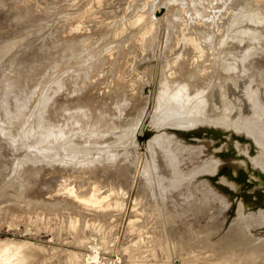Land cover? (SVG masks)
<instances>
[{
    "label": "rangeland",
    "instance_id": "374dc122",
    "mask_svg": "<svg viewBox=\"0 0 264 264\" xmlns=\"http://www.w3.org/2000/svg\"><path fill=\"white\" fill-rule=\"evenodd\" d=\"M232 1L2 2L0 260L5 263L8 257V264L17 262V257L18 264H192L193 257L205 254L206 261L213 264L216 257H221L217 253L215 260L211 259L220 250V240L239 226L238 214L264 215V148L247 131L246 123L256 120L264 131V0H237L236 5ZM256 12L260 16L253 14ZM222 22L228 23L222 37L228 45L239 26L257 31L261 35L259 44L243 37L224 50L221 36L219 40L217 36ZM71 42L82 57L78 60L77 53L71 56L66 52L57 57L54 67L49 64ZM80 49L86 52L82 54ZM89 55L94 60L89 61ZM245 57L251 58L246 64ZM232 66L235 68L230 70ZM61 79L65 93H72L65 94L64 102L74 103L79 125L70 131L73 135L68 132L65 136L74 139L64 138L66 148H104L96 151L100 155L89 151L83 156L81 149L75 154L74 147L69 149L72 153L67 149L50 152L45 147L51 140L40 143L36 135L43 130L32 135L33 125L41 119V99L47 91L48 100L51 95L54 98L55 85ZM186 83L190 94L203 92L204 107L193 113L197 119V113L201 117L190 125L172 126L167 124L169 116H165L159 98L164 88L170 92ZM171 104L172 100L164 102V111ZM46 117L49 119V114ZM78 131L83 138L80 132V139L75 135ZM163 136L170 137L169 142L178 145V150L182 147L180 155L176 151V168H172L175 160L170 161L172 157L165 151ZM90 142L97 147L92 149ZM209 164L211 169L205 170ZM18 168L23 169L22 174ZM14 177H19L17 183ZM8 182L15 184L9 186ZM200 185L204 189L198 191ZM161 186L166 192L179 189L171 198L177 207L171 224L164 220ZM19 189H26L20 195L27 196L31 203L21 202V196L13 201ZM191 192L198 199L203 196L207 208L189 217L180 207ZM246 229L244 237L240 234L233 244L224 247L226 252L233 246L247 250L257 242L264 245V224ZM194 230L195 241L190 235ZM160 238L166 245L162 250ZM215 242L220 245L213 246ZM176 246L180 251H174ZM33 247L34 254L41 248L36 254L42 252L40 259L31 256ZM179 252L185 257L178 256ZM192 253L195 256L188 258ZM235 259L243 264L240 258ZM218 260L214 264H219ZM226 261L220 264H234Z\"/></svg>",
    "mask_w": 264,
    "mask_h": 264
},
{
    "label": "bare ground",
    "instance_id": "6f19581e",
    "mask_svg": "<svg viewBox=\"0 0 264 264\" xmlns=\"http://www.w3.org/2000/svg\"><path fill=\"white\" fill-rule=\"evenodd\" d=\"M6 0H4V1H0V5L3 7L4 5H3V3L2 2H5ZM8 1V0H7ZM237 0H233L232 2H233V4H238L239 3V1L238 2H236ZM7 3L8 2H5V4L7 5ZM20 15H21V13H19ZM18 14V15H19ZM25 14H27V13H25ZM25 14L23 13V15L25 16ZM255 16L256 15H258V16H260V13H258V12H256V13H253ZM253 15V17H255ZM264 16V15H263ZM21 19H24V17L22 18V17H20ZM14 19H15V16H14ZM16 20V19H15ZM18 20H20V19H18ZM17 20V21H18ZM250 21H252L251 19H250ZM252 24H254V23H252ZM227 27H228V23H226V22H222V23H220L219 25H218V28H217V36H218V40L220 39V36H221V39H220V47H224V50H228L229 48H231V44H233V42L232 41H234L235 39H240V38H243V37H246V38H251L253 41H256V46L259 44V39H260V37H261V35L257 32V31H255V30H251L250 28H243L242 26H239L238 27V29H237V32L231 37L233 40L232 41H230V44L228 45L225 41V39L223 40V36H225L226 35V33H227ZM59 43V42H58ZM69 43V42H68ZM67 43V44H68ZM77 43V42H76ZM61 44H63V43H61ZM61 44H58V45H61ZM65 44V46H61L62 47V49H60L59 50V52H57L58 51V49H56L57 51V55H56V57H54V58H52V55H50L49 56V58H52L51 59V61L49 60V64L50 63H52V66L54 67L55 65L54 64H58V58L57 57H61L62 55H64L63 53H66V52H69L70 54H71V56H77V55H75L78 51L76 50V44L73 42H71L70 44ZM60 47V46H59ZM106 48H108V47H106ZM105 48V49H106ZM83 50V49H82ZM81 49H80V53H82V52H84V51H82ZM75 51H77V52H75ZM105 51V50H104ZM86 52V51H85ZM101 52V51H100ZM103 52V51H102ZM261 52V51H260ZM260 52H258V53H260ZM99 53V52H98ZM78 54V53H77ZM83 54V53H82ZM85 54V53H84ZM81 54H78V56H80ZM261 55H264V53L263 52H261ZM261 55H259V56H261ZM254 56V55H253ZM253 56H251V58L253 59ZM82 56H80V57H78V60H79V58H81ZM93 57V56H92ZM90 55H89V61H91V59L92 60H94L93 58H92ZM250 57V56H249ZM249 57H245L246 59L245 60H247L246 62H245V64L248 62V60L250 59L251 60V58H249ZM262 57V56H261ZM57 58V59H56ZM76 58V57H75ZM87 58V57H86ZM85 58V59H86ZM94 58H95V56H94ZM247 58H249V59H247ZM88 59V58H87ZM85 60V62L86 61H88V60ZM256 59V58H255ZM76 61H77V59H75ZM84 60V59H83ZM259 60V59H258ZM262 60V59H261ZM80 61H82V60H80ZM79 61V62H80ZM88 61V62H89ZM241 61V60H240ZM252 61V62H251ZM250 62L253 64V61H254V59L253 60H251ZM255 61H257V60H255ZM249 62V64H251ZM260 62V61H259ZM263 62V61H262ZM264 63V62H263ZM86 64V66L89 68V65H90V63H85ZM256 64V63H255ZM252 67L253 66H255L254 64L253 65H251ZM56 68V67H55ZM86 68V67H85ZM233 68H235V66H232V67H230V70H233ZM256 69H257V66L255 67ZM260 68H258V70H259ZM241 70H243V69H241ZM261 70H262V68H261ZM264 70V69H263ZM83 71V70H82ZM81 71V72H82ZM84 71H85V69H84ZM83 71V72H84ZM89 71V70H88ZM244 71V70H243ZM257 71V70H256ZM255 71V72H256ZM260 71V70H259ZM244 72H246V71H244ZM263 72V71H262ZM262 72H260V73H262ZM85 73V72H84ZM257 73V72H256ZM264 73V72H263ZM263 73H262V76H263ZM62 77V76H61ZM63 78H64V76H63ZM61 81H62V79L61 80H58V83H57V85H55V87L57 88V92H56V95H55V97L54 98H52L54 95H51L52 97H51V99H49L48 100V92L49 91H47L46 92V94L43 96V98L41 99V106H40V108H39V110H40V112H41V116H40V122H39V124L37 125V124H35V125H33L34 126V130L35 131H33L32 132V135L38 130V129H41V130H43L42 132H40L39 131V133H37L36 135L38 136L37 138L40 140V143L41 142H48V141H50L51 140V143H50V145H48L47 147H45V150H48V151H50V152H59V151H62L63 149L65 150V149H67L66 147H67V145H66V142L64 141V138H66L67 137V134H68V132H70L72 129H74L77 125H78V121H77V118H76V111H75V107L73 106V104L72 103H70V102H64V100H66V99H64L65 97H67V96H69V95H71L72 93H70V94H68L67 92V96H65V91H64V88H63V85H62V83H64L63 81H62V83H61ZM163 81H164V79H163ZM162 82V81H161ZM73 84V83H72ZM70 85V86H72L73 87V85ZM75 85L77 84V82L76 83H74ZM67 84H65L64 86H66ZM160 85H162V84H160ZM68 86V85H67ZM70 86H68V88L70 87ZM166 86V85H165ZM74 87H76V89H77V86H74ZM161 87V86H160ZM72 89V88H71ZM71 89H69V90H71ZM75 89V88H74ZM165 89V88H164ZM163 89V91L164 92H162V89H161V92H162V95H160V98H159V101H160V103H162L161 104V106L163 107V112H165L164 114H166L165 116H169V118H168V123L167 124H170V125H177V126H183V125H185V124H188V125H190V124H193L194 122H196V117H195V115L196 114H193V113H195V111L194 110H197L198 111V108L200 107V109H201V106H202V109H203V107H204V104H202V100H201V98H202V95H203V92H194L193 94L191 93L190 94V91H189V89H188V84L186 83V84H183L182 86H180V87H177V88H173L170 92H167L168 90L167 89H165L164 90ZM65 90H66V88H65ZM73 92V91H72ZM77 92V91H76ZM161 92H159L160 94H161ZM75 92H73V94H74ZM159 95V94H158ZM158 99V98H157ZM197 99V100H196ZM198 99H200V101L198 100ZM169 100H172V102H173V105L171 104V106H167V110L166 111H164V107H165V105H163V103L164 102H166V103H168V101ZM72 102V101H71ZM256 102V101H255ZM70 103V104H69ZM77 103V102H76ZM75 103V104H76ZM259 103V102H258ZM159 104V103H158ZM256 104V103H255ZM77 105H79V103L77 104ZM81 105V104H80ZM79 105V106H80ZM83 105V107H84V104H82ZM81 105V106H82ZM261 105V104H260ZM256 106H259V104L258 105H255V108H256ZM262 106V105H261ZM82 107V108H83ZM120 107H122V108H124L123 106H120ZM126 107V106H125ZM263 107V106H262ZM261 107V108H262ZM85 108H87V107H85ZM119 108V107H118ZM117 108V110L119 111V109ZM78 109V108H77ZM160 109V112H161V109L162 108H159ZM166 109V108H165ZM258 109H259V107H258ZM257 109V110H258ZM80 110V109H79ZM116 110V109H115ZM123 110V109H122ZM261 110V109H260ZM81 111H83V109L81 110ZM121 111V110H120ZM199 111H201V110H199ZM259 111V110H258ZM158 112H159V110H157V113L156 114H158ZM261 112V111H260ZM197 113V112H196ZM262 113V112H261ZM49 114V119H47V117H46V115H48ZM60 114H62V115H60ZM159 114H161V113H159ZM163 114V113H162ZM199 113H197V116L200 118L201 116H199L198 115ZM157 116V118L160 116V115H156ZM60 117L61 118H63L61 121H60ZM160 118V117H159ZM198 118V119H199ZM197 119V120H198ZM164 120V118H160V121H163ZM254 121H256V120H253V122L252 123H249V122H246V123H248L247 124V131L248 132H250L253 136H254V138L257 140V142L259 143V144H261L262 146H263V148H264V131L262 130V128H261V125L259 124V122L257 123V122H254ZM162 123H166V122H162ZM79 126V125H78ZM77 126V127H78ZM79 129V128H78ZM77 129V130H78ZM91 129V128H90ZM88 131H90L89 129H88ZM79 132H80V135L82 136V138H83V136L84 135H82L81 134V131H78V133H76L75 134V132H74V134L75 135H79ZM83 133V132H82ZM129 133V132H128ZM128 133L125 135V136H127L128 135ZM30 134H31V132H30ZM70 134L71 135H73V133H71L70 132ZM87 134H88V132H87ZM70 135V136H71ZM74 135V136H75ZM77 135V137L79 138V136ZM86 135V134H85ZM100 135V134H99ZM122 135V134H121ZM66 136V137H65ZM81 136H80V138H81ZM89 136H90V134H89ZM97 135L95 134L94 136H91V137H93V138H95ZM123 136V135H122ZM72 137V136H71ZM69 138V139H72V140H74L73 138ZM87 137V139H88V135L86 136ZM164 137V136H163ZM77 138V139H78ZM79 138V139H80ZM165 138V137H164ZM164 138H163V141H165V147H166V150L165 151H167L168 152V156H170L169 158H171V160L170 161H174L175 160V163H174V165H175V167H172V168H176V162H177V158H176V156H177V154L179 153V150L182 148V147H180V149L178 150V145L175 147V146H173L172 144V142L170 141L169 142V138L170 137H167V139L165 138V140H164ZM61 139L65 142V145L66 146H64V142L63 141H61ZM68 141H69V139L68 138H66ZM65 139V140H66ZM75 139H76V137H75ZM91 139V138H90ZM66 140V141H67ZM83 140V142H84V140L85 139H82ZM89 140V139H88ZM171 140V139H170ZM67 141V142H68ZM85 141H87V140H85ZM159 141H162V139L161 140H159ZM162 141V142H163ZM62 142V143H61ZM71 142V141H70ZM127 142V140L126 141H124L123 143L125 144ZM91 143V142H90ZM161 143V142H160ZM164 143V142H163ZM163 143H161V144H163ZM93 144V146L91 147L92 149H94V142L93 143H91V145ZM158 144H159V142H158ZM176 143H174V145H175ZM157 145V144H156ZM160 145V144H159ZM86 146H88V145H86ZM99 146V145H98ZM102 146H104V145H102ZM149 147H150V145H148ZM164 146V145H163ZM163 146L161 145V147H162V149H163ZM180 146V145H179ZM70 147L71 148H77L76 146H73L72 147V145H70L69 147H68V149L67 150H69L70 149ZM79 147V146H78ZM83 147V146H82ZM89 147V146H88ZM97 147V146H96ZM95 147V148H96ZM178 147V148H177ZM188 147V146H187ZM99 148H101V147H99ZM98 148V149H99ZM184 148V147H183ZM188 148H190V147H188ZM187 148V149H188ZM78 149H81L82 150V148H77V149H70L73 153H75L74 151L76 150L78 153H79V150ZM87 147H86V150L83 148V150H84V154H83V150H82V154H83V156H85V155H88V154H86L85 152H89V151H91L90 149L87 151ZM98 149L96 150L95 149V151L94 150H92L91 152L92 153H97L98 154ZM102 149V148H101ZM104 149V148H103ZM102 149V150H103ZM187 149H186V151H187ZM64 150H63V152H64ZM68 151V152H71V151ZM100 150V149H99ZM106 150H108V149H106ZM160 150H161V148H160ZM96 151H98V152H96ZM101 151V150H100ZM176 151H178V153L176 152ZM181 151H183V150H181ZM67 152V151H66ZM71 152V153H72ZM76 152V153H77ZM75 153V154H76ZM91 153V154H92ZM94 153V154H95ZM100 153V152H99ZM107 153V152H106ZM177 153V154H176ZM80 154V153H79ZM90 154V153H89ZM90 154V155H91ZM181 154V152L179 153V155ZM89 155V156H90ZM98 155H100V154H98ZM164 155V154H163ZM166 156H164L163 157V159H165L166 160V158H165ZM175 157V159H173ZM107 158V157H106ZM169 158H168V161H169ZM90 159V158H89ZM93 159V158H92ZM87 161V160H86ZM262 161V160H261ZM88 162V161H87ZM262 162H264V160L262 161ZM80 163V162H79ZM78 163V164H79ZM86 163V162H85ZM81 164V163H80ZM171 165H173V162L172 163H170ZM19 167H21V166H19ZM204 167V166H203ZM209 168L211 169V167H210V164L208 165V166H206L205 165V170H209ZM19 169V168H18ZM17 169V170H18ZM21 169V168H20ZM19 169V173L20 174H22V170L23 169H21L20 170ZM201 171V170H200ZM201 173V172H200ZM189 174H190V172H189ZM16 180L14 181L15 183H17L16 181L19 179V177H14ZM159 179V178H158ZM14 180V179H13ZM156 180H157V178H156ZM161 180V182H163L162 180L163 179H160ZM11 181H12V179H11ZM159 181V180H158ZM14 182H11V184L13 183V184H15ZM9 184V186H11V184H10V182H8ZM173 183V182H172ZM161 184V183H160ZM24 185V187L26 186V181H23V184H22V186ZM176 185V184H175ZM14 186H16V185H14ZM184 186V185H183ZM199 186V185H198ZM159 187H160V185H159ZM175 187V186H174ZM173 187V188H174ZM179 187V186H178ZM178 187H177V189H178ZM185 187V186H184ZM15 188V187H14ZM198 188V187H197ZM203 187H201V185H200V187L198 188V191H199V189H202ZM161 189H162V191H161V195H160V197L162 198V201H163V203H162V201H161V203H162V205L164 206L165 205V207H164V216H165V218L166 219H164L167 223L169 222L170 224L173 222V217H174V214L176 213V211H177V207L172 203L173 201L171 200V198H172V194L173 195H175V191H178V190H176V187L172 190L173 192H166L165 191V189L161 186ZM164 189V190H163ZM204 189V188H203ZM194 190V189H193ZM14 191H16V190H14ZM26 191V189H24V190H21V189H19L18 190V192H16L17 194H18V196L17 197H13L12 199H13V201L15 200V201H17V199L19 200V197L22 195V193H24ZM165 191V192H164ZM197 191V190H196ZM195 191V192H196ZM72 192V191H71ZM204 192V191H203ZM202 192V193H203ZM178 193H179V191L177 192V195H178ZM192 193V192H191ZM196 193H199V192H196ZM21 194V195H20ZM204 194V193H203ZM24 195V194H23ZM199 195H200V193H199ZM198 195V196H199ZM205 195V194H204ZM21 197H23L24 198V196H21ZM204 197H206V196H204ZM26 198V199H25ZM24 199H22V198H20L21 199V202H24V203H26V201L28 202V200H29V198L26 196ZM27 198H28V200H27ZM199 197H197V194H194V193H192V194H189V195H187V196H185L184 197V201H185V204H184V207H180V208H182V210L185 212V213H187V214H189V217L190 216H193V215H195L194 213H197V212H202V211H204L203 209H206L207 208V205H206V202L204 201V200H201L202 198H203V196H202V198L201 199H198ZM7 200L9 199V197L8 198H6ZM205 199V198H204ZM24 200H26V201H24ZM35 200V199H34ZM33 200V201H34ZM205 200H207V202H208V197H207V199H205ZM12 201V202H13ZM30 201L32 202V200L30 199ZM223 201V200H222ZM19 202V201H18ZM31 202H28V203H31ZM224 202V201H223ZM222 202V203H223ZM14 203V204H13ZM13 203H11L12 205H15L16 203L15 202H13ZM27 203V204H28ZM219 203H221V202H219ZM49 204V203H48ZM52 204H54V203H52ZM56 205H58V204H56ZM162 205H161V208H163L162 207ZM179 205V204H178ZM225 205V204H224ZM223 205V206H224ZM50 206V205H49ZM222 206V207H223ZM226 206H228V205H226ZM225 206V207H226ZM239 206V205H238ZM206 207V208H205ZM220 207V206H219ZM224 208V207H223ZM242 210V209H241ZM256 211V210H255ZM251 212V211H250ZM253 212V211H252ZM261 212V211H260ZM258 213V212H257ZM262 214V213H261ZM261 214H254V215H250V216H243L242 214H238V215H240V218H239V226H237V227H234V228H232L233 230H232V233L231 232H229L230 234H226L227 236L223 239V240H220V241H222V242H220L221 243V245H220V243L218 244V242H215V244H213V246L214 245H216V244H218V245H220L221 247L219 248L220 250L219 251H215V255H214V253L212 254V256H211V254H210V256L212 257L211 259H214L213 258V256L214 257H216L217 255V253H219V255L221 256V257H216V259L218 260V258L220 259V258H222V260L223 261H225L226 259H227V261L226 262H229L230 260L232 261V262H234V264H235V260H236V262L238 263V264H240L239 262H238V260L237 259H235L236 257H238V258H240V262H241V260H243V264H244V261H245V263L247 262V264H260L258 261L260 260V262H261V264H264V245L263 246H261V245H259V242H257V244L256 245H258V246H256V245H251V248H248L247 250L246 249H242L243 248V246L241 247V246H239V248L241 247V249H239V248H237V247H235V246H233L232 247V251H230L229 252V249H228V252H226L225 251V248L224 247H226V245H231V244H233V242L238 238V236L241 234L242 236L244 235V233H245V230H247L246 228H249L250 226L252 227V228H254V227H257V226H262L263 224H264V215H261ZM247 215V214H246ZM163 217V216H162ZM189 217H187L186 218V220H188L189 222H190V218ZM195 217V216H194ZM238 217V216H237ZM191 219H192V217H191ZM163 220V221H164ZM193 220V219H192ZM159 222V221H158ZM165 222V223H166ZM166 223V224H167ZM156 224H157V222H156ZM233 224V223H232ZM167 225H169V224H167ZM234 225V224H233ZM235 226V225H234ZM158 228H159V224H158V226H157ZM157 229V228H156ZM205 230H207V229H205ZM205 230H204V233H205ZM160 231V230H159ZM158 230H157V232H159ZM196 230H194L192 233H190V235H191V238H192V236H194V241L195 240H197L196 239V237H195V235H197V234H195L194 232H195ZM202 231V230H201ZM201 231H199L200 232V234L201 233H203V232H201ZM211 231V230H210ZM228 231V230H227ZM196 233H198V231L196 232ZM207 233V232H206ZM210 233V232H209ZM80 234V233H79ZM202 235V234H201ZM251 235V234H250ZM242 236H241V238H242ZM76 237V236H75ZM79 237V236H78ZM198 237H199V235H198ZM201 237V236H200ZM244 237V236H243ZM248 237H250V236H248ZM240 238V239H241ZM78 239V238H77ZM76 239V240H77ZM219 239H222V238H219ZM219 239H218V241H219ZM251 239V238H250ZM252 239H254V238H252ZM160 240H161V238L159 239V244H160ZM243 240V239H242ZM162 241L163 240H161V244H162ZM257 241V240H256ZM238 242V241H237ZM236 242V243H237ZM240 242V241H239ZM242 242V241H241ZM244 242H245V240H244ZM6 243V242H5ZM235 243V244H236ZM18 244V243H17ZM24 244V243H23ZM160 244V248L161 247H166V245H165V243H164V241H163V245H165V246H163V245H161ZM262 244V243H261ZM13 245H15V243H12V246ZM18 245H21V243L20 244H18ZM29 245H31V244H28V246ZM242 245H244V244H242ZM3 246H5V245H3ZM7 246H10V243L7 245ZM22 247H23V245H21ZM20 246V247H21ZM25 246H27V244L25 245ZM212 246V247H213ZM228 246V247H229ZM247 246V245H246ZM1 247V246H0ZM6 247V246H5ZM4 247V251L6 250V248ZM11 247V246H10ZM15 247V246H14ZM14 247H12V248H14ZM17 247V246H16ZM31 247V246H30ZM210 247V246H209ZM208 247V248H209ZM211 247V248H212ZM227 247V248H228ZM237 248V249H235V248ZM248 247V246H247ZM2 248V247H1ZM0 248V249H1ZM36 246H35V249H34V247L31 249V253H30V251H29V249L27 250L30 254H31V256L33 257V258H35V256H36V258L37 259H40L39 257V255L42 253L41 251V253L37 256L36 254H37V252L39 253V250L41 249H39L38 251H36V254H34L35 252H32L33 251V249H34V251L36 250ZM159 248V249H160ZM207 248V249H208ZM223 248H224V250H223ZM234 248V249H233ZM3 249V248H2ZM1 249V250H2ZM17 249V248H16ZM176 249V250H175ZM205 249V248H204ZM214 249V248H213ZM222 249V250H221ZM0 250V251H1ZM160 250H162V248L160 249ZM164 250H165V248H164ZM163 250V251H164ZM206 250V249H205ZM204 250V251H205ZM24 251V249H22V251L20 252V254L22 253ZM42 251H44V249L42 250ZM166 251V250H165ZM174 251H180L179 250V248H178V246H176L175 248H174ZM208 250H206V252H207ZM6 252H8V251H6ZM28 252H26L27 254H28ZM4 254H5V252H3ZM2 253V254H3ZM16 253L17 252H15L14 253V257L16 258ZM18 253H19V251H18ZM18 253H17V256H18ZM45 253H46V251H45ZM45 253H43L44 254V256H46L45 255ZM163 253H165V252H163ZM167 253V252H166ZM180 253V254H179ZM179 253H177L178 254V256H184L183 254L184 253H182L181 254V252H179ZM207 253H209V252H207ZM206 253V254H207ZM8 254V253H7ZM6 254V255H7ZM10 254V253H9ZM24 254H25V252H24ZM29 254V255H30ZM33 254V255H32ZM188 254V253H187ZM1 255V254H0ZM22 255V254H21ZM28 255V256H29ZM35 255V256H34ZM168 255V254H167ZM208 255V254H207ZM7 256H9V255H7ZM12 256V255H11ZM10 256V257H11ZM24 256V255H23ZM22 256V257H23ZM30 256V257H31ZM42 256V255H41ZM43 256V257H44ZM189 256V257H188ZM186 255V258L188 257V258H192L193 256H195L193 253L191 254V255ZM203 256H205V254L204 255H202V256H198L199 257V259H198V257L196 258H192V260L194 261V263H193V261H192V264H210V262H208V261H206V259L208 260V257L206 258V256L203 258ZM9 257V259L11 260V258ZM43 257H41V258H43ZM47 257H49V256H47ZM185 257V256H184ZM201 257V258H200ZM228 257V258H227ZM18 258V261H19V259H20V257H17ZM34 259V260H37V259ZM225 258V259H224ZM46 259V258H45ZM201 259V260H200ZM2 260V261H1ZM0 261L2 262V263H4L3 261V259H1ZM24 260H26V257H25V259ZM33 260V261H34ZM42 260H44V259H42ZM41 260V261H42ZM187 260V259H186ZM185 260V262H187ZM215 260V259H214ZM217 260H216V262H214V263H217ZM221 260V259H220ZM221 260V261H222ZM9 260H8V257H7V261H5V263L4 264H8V263H6V262H8ZM14 261H15V259H14ZM18 261L16 262H12V264L13 263H15V264H18ZM23 261V260H22ZM219 261V260H218ZM221 261H219L220 263H222ZM28 262V261H27ZM36 262H38V261H36ZM190 262V261H189ZM211 262H213V260L211 261ZM20 263V262H19ZM39 264H40V261L38 262ZM213 263V264H214ZM219 263V264H220ZM224 263V262H223ZM1 264V263H0ZM10 264V263H9ZM33 264V263H32ZM185 264H189V263H185ZM191 264V263H190ZM228 264H231L230 262L228 263Z\"/></svg>",
    "mask_w": 264,
    "mask_h": 264
}]
</instances>
